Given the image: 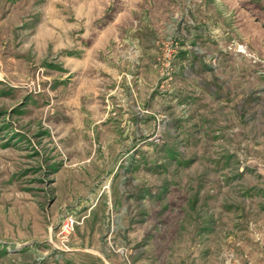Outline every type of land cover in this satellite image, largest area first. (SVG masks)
<instances>
[{
    "label": "rangeland",
    "instance_id": "374dc122",
    "mask_svg": "<svg viewBox=\"0 0 264 264\" xmlns=\"http://www.w3.org/2000/svg\"><path fill=\"white\" fill-rule=\"evenodd\" d=\"M0 264H264V0H0Z\"/></svg>",
    "mask_w": 264,
    "mask_h": 264
},
{
    "label": "built area",
    "instance_id": "2783aa9c",
    "mask_svg": "<svg viewBox=\"0 0 264 264\" xmlns=\"http://www.w3.org/2000/svg\"><path fill=\"white\" fill-rule=\"evenodd\" d=\"M69 224H72V220L70 218H65L61 223V225L65 228V230L68 228Z\"/></svg>",
    "mask_w": 264,
    "mask_h": 264
},
{
    "label": "crops",
    "instance_id": "0c3cea01",
    "mask_svg": "<svg viewBox=\"0 0 264 264\" xmlns=\"http://www.w3.org/2000/svg\"><path fill=\"white\" fill-rule=\"evenodd\" d=\"M92 207V206H91Z\"/></svg>",
    "mask_w": 264,
    "mask_h": 264
}]
</instances>
